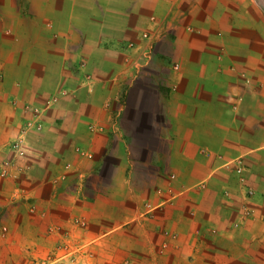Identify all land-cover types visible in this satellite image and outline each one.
<instances>
[{
	"label": "crops",
	"instance_id": "obj_1",
	"mask_svg": "<svg viewBox=\"0 0 264 264\" xmlns=\"http://www.w3.org/2000/svg\"><path fill=\"white\" fill-rule=\"evenodd\" d=\"M33 106L0 264H264L263 0H0V142Z\"/></svg>",
	"mask_w": 264,
	"mask_h": 264
},
{
	"label": "built area",
	"instance_id": "obj_2",
	"mask_svg": "<svg viewBox=\"0 0 264 264\" xmlns=\"http://www.w3.org/2000/svg\"><path fill=\"white\" fill-rule=\"evenodd\" d=\"M66 90L60 88L58 93L48 97V103H55L59 96L64 95ZM30 115L22 121L21 128L17 137L0 142V178L15 179L19 172L18 160L26 153L27 137L31 131L42 129V111L38 107H26ZM248 194L251 192L248 190ZM254 210L249 205L242 207L241 219L252 216ZM238 226V223L235 224Z\"/></svg>",
	"mask_w": 264,
	"mask_h": 264
},
{
	"label": "rangeland",
	"instance_id": "obj_3",
	"mask_svg": "<svg viewBox=\"0 0 264 264\" xmlns=\"http://www.w3.org/2000/svg\"><path fill=\"white\" fill-rule=\"evenodd\" d=\"M264 1V0H263Z\"/></svg>",
	"mask_w": 264,
	"mask_h": 264
}]
</instances>
